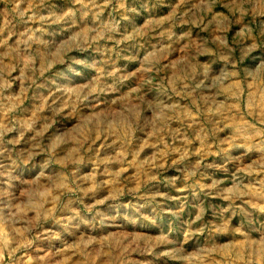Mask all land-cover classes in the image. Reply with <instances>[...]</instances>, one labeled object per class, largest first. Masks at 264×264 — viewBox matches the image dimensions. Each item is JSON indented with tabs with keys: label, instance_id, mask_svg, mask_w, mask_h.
Wrapping results in <instances>:
<instances>
[{
	"label": "rangeland",
	"instance_id": "374dc122",
	"mask_svg": "<svg viewBox=\"0 0 264 264\" xmlns=\"http://www.w3.org/2000/svg\"><path fill=\"white\" fill-rule=\"evenodd\" d=\"M0 264H264V0H0Z\"/></svg>",
	"mask_w": 264,
	"mask_h": 264
}]
</instances>
